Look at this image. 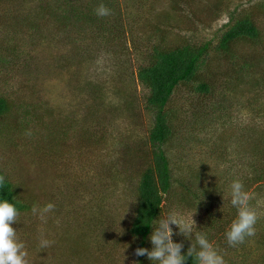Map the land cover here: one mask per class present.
<instances>
[{"label": "rangeland", "instance_id": "rangeland-1", "mask_svg": "<svg viewBox=\"0 0 264 264\" xmlns=\"http://www.w3.org/2000/svg\"><path fill=\"white\" fill-rule=\"evenodd\" d=\"M75 2L89 20L79 30L71 16L61 22L57 0H0V94L13 104L0 117V168L29 207L21 222L13 224H18L32 264L126 263V241L103 245L104 253L116 242L114 249L121 245L106 263L96 256L90 236L109 230L102 229L109 219L112 230L121 233L133 212L151 124L137 67L148 60L156 35L213 45L229 15L247 6L264 42V0ZM100 3L110 9L108 15L96 14ZM256 89L239 93L232 88L222 101L227 89L212 98L179 85L171 96L170 106L180 110L173 120L176 136L165 146L173 174L194 185L196 181L200 199L206 200L211 191L220 196L222 201H212L214 214L230 205L228 189L222 192L218 185L233 178L246 184L247 166L258 159L264 162V79ZM247 191L249 204L258 212L255 235L237 249L211 238L226 264L263 262L264 181ZM183 199L167 201L162 216L172 211L187 218L195 210L196 226L203 229L205 201L197 199L192 206ZM48 202L54 207L43 212ZM41 234L54 243L40 249ZM183 238L173 235L174 240Z\"/></svg>", "mask_w": 264, "mask_h": 264}, {"label": "trees", "instance_id": "trees-1", "mask_svg": "<svg viewBox=\"0 0 264 264\" xmlns=\"http://www.w3.org/2000/svg\"><path fill=\"white\" fill-rule=\"evenodd\" d=\"M61 7V22L65 17L77 21V30L85 25L87 13L79 10L74 0V6L71 0H57ZM108 2V1H107ZM105 4V3H104ZM249 5V4H248ZM60 13V12H58ZM92 23L95 14L89 17ZM161 19V18H160ZM160 22V20H157ZM90 22V23H91ZM79 25V26H78ZM159 31V27H157ZM262 29L259 28L254 20L252 8L247 6L236 14H230L229 20L224 24V29L218 36L216 43L212 42L191 43L182 36L172 39V37L158 34L156 42L151 44V51L148 60L137 67L136 75L141 85L147 92L144 97L143 106L151 114V124L147 130L145 144L149 153L144 150V166L137 173V180L134 187V206L130 217L129 225L117 233L112 230L114 226L111 220L102 224V231L99 235L90 236V243L96 249V256L106 261L116 256V249L121 248L119 244L115 249L116 242L111 246L109 252L103 248L113 239H122L126 241L125 252L129 255L128 262L122 264H151L146 255L137 256L134 249L139 246L150 248L148 234L151 231L154 218L162 217L163 208L167 206V201L171 198L189 200L190 205L196 206L195 201L199 198L196 194L197 184L177 178L172 171L168 151L165 146L173 141L176 134V124L173 120L180 114L179 108L170 106V99L177 86H185L188 90L211 95H221L219 89H227L221 100L227 99L232 88L239 93L253 90L258 91V85L264 79V42L261 36ZM158 42V43H157ZM263 73V74H262ZM259 75V76H257ZM244 77H248V80ZM261 77V78H260ZM222 85V86H220ZM216 104V100H214ZM223 106V104H220ZM216 105H211L215 108ZM13 107L12 102L0 94V117L9 112ZM94 110L91 112L93 113ZM178 121V120H177ZM264 135V134H263ZM91 139L88 137L87 141ZM149 156H148V155ZM264 157V150L261 154ZM247 173L243 172L246 184L245 190L252 184H258L264 181V162L258 159L256 162L247 166ZM0 197L12 200L16 204L19 215L17 221H20V215L27 212L29 207L18 197V189L12 183V180L0 168ZM194 185V187H192ZM220 190L228 189L229 181L224 179L220 185ZM207 199L202 205L203 212L207 219L200 229L207 234L211 241L215 236V242L218 244L227 243L224 238V231L230 220L235 215V209L229 207L212 212V201L220 202V196H215L214 191L207 192ZM110 218V216L108 217ZM101 219L100 221H105ZM16 221V222H17ZM19 222V224H20ZM16 226L18 231V224ZM12 225V226H13ZM226 225V228L222 226ZM219 228H222L219 230ZM257 230V229H256ZM256 233V232H255ZM264 235V233H263ZM193 240L194 238L190 237ZM183 252L190 241L185 237L181 240ZM259 243V242H258ZM245 245L244 241L238 245L230 246L239 248ZM42 256V255H40ZM39 256V258H41ZM264 264V257L261 258ZM108 264V263H107ZM111 264H121L113 262ZM184 264H192L189 257Z\"/></svg>", "mask_w": 264, "mask_h": 264}, {"label": "clouds", "instance_id": "clouds-1", "mask_svg": "<svg viewBox=\"0 0 264 264\" xmlns=\"http://www.w3.org/2000/svg\"><path fill=\"white\" fill-rule=\"evenodd\" d=\"M109 11L110 9L104 3H100L95 9L98 16H106ZM26 134L30 135V130L26 131ZM2 179L0 177V182ZM227 198L228 203L235 209V215L224 231V238L229 246H235L247 237L255 235L258 212L249 204L251 194L245 190L239 178L231 180ZM53 207L54 205L48 202L43 206L42 211L47 212ZM32 211L37 212L36 206H33ZM194 212L195 210L187 218L178 216L172 211L162 217L154 218L148 234L151 247H136L135 254L146 255L151 264H184L189 257L192 259V264H226L223 255L208 239L207 234L196 226ZM18 215L16 204L12 200L0 197V264H32V261L28 259L24 241L18 236L16 228L12 226L17 221ZM41 219H43L42 215ZM172 225L176 226L175 232ZM174 234H182L190 241L183 252L181 251L183 243L174 240ZM190 237L194 238V242ZM53 243L52 239L43 234L38 237L40 249H46Z\"/></svg>", "mask_w": 264, "mask_h": 264}]
</instances>
